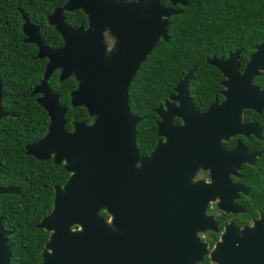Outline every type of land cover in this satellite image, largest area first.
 Returning <instances> with one entry per match:
<instances>
[{"label": "water", "instance_id": "1", "mask_svg": "<svg viewBox=\"0 0 264 264\" xmlns=\"http://www.w3.org/2000/svg\"><path fill=\"white\" fill-rule=\"evenodd\" d=\"M64 0L45 14L46 24L61 37L50 48L40 26L21 15L23 42L45 59L41 78L30 92L47 117L45 133L25 145L27 156L49 158L68 174L53 187L51 209L35 225L48 233L38 264H264V213L250 227L226 224L209 249L201 239L218 233L206 212L209 203L226 213L238 186L229 175L239 166L240 149L221 144L237 134L244 109L264 108V88L253 79L264 72V40L239 71L240 50L211 57L206 64L220 73L222 99L197 110L187 91L192 66L172 94L153 109L159 138L146 155L135 144L139 118L128 106V87L158 40L168 41L167 18L187 0ZM81 11L84 26L72 27L64 13ZM72 77L68 105L49 86ZM69 108H83L90 122L71 120ZM16 113L2 108L0 118ZM178 119L179 122H174ZM209 171V181L194 177ZM19 193L1 187L0 194ZM103 213L107 217L103 216ZM1 220V219H0ZM9 231L0 221V264H9Z\"/></svg>", "mask_w": 264, "mask_h": 264}, {"label": "trees", "instance_id": "2", "mask_svg": "<svg viewBox=\"0 0 264 264\" xmlns=\"http://www.w3.org/2000/svg\"><path fill=\"white\" fill-rule=\"evenodd\" d=\"M63 2L0 0L2 108L16 113L14 117L0 118V186L19 187V193L0 194L1 225L10 232L9 264L40 262L48 233L35 225L51 209L53 187L61 186L68 176L62 165L53 164L50 158L38 161L25 154V145L45 133L48 120L35 96L30 95L41 78L45 59H36V47L23 42L20 12L40 26L45 45L58 48L62 45L61 37L46 24L45 14ZM161 4L168 6V1L161 0ZM175 9L180 13L167 18L168 41H157L128 87L130 112L140 119L135 126V144L140 155L151 151L158 139V118L153 109L172 94L175 83L192 66L195 70L187 91L194 107L204 110L214 99H221L218 91L222 80L218 70L206 64V59L225 57L240 49L242 67L253 47L264 39V0H187L186 6L176 5ZM64 17L72 27L86 24L81 11L64 13ZM253 81L264 87V74ZM75 85L72 77L58 83L57 71L49 79L50 88L60 95L64 105H68V94ZM66 119V129L71 128V120L90 122L83 108H69ZM103 216L107 217L104 213Z\"/></svg>", "mask_w": 264, "mask_h": 264}, {"label": "flooded vegetation", "instance_id": "3", "mask_svg": "<svg viewBox=\"0 0 264 264\" xmlns=\"http://www.w3.org/2000/svg\"><path fill=\"white\" fill-rule=\"evenodd\" d=\"M254 49L249 56L254 52ZM244 65L240 67L239 60V71L243 69ZM252 82L259 86L254 81ZM239 124L241 130L221 144L225 151L231 150L236 145L240 149L237 156L240 161L239 166L235 170V174L228 176L230 184L239 187L234 199L238 212L226 213L220 210L214 202L207 205L206 212L213 217L218 230V233L207 232L201 235V239L208 244L209 249L216 242L219 233L226 224L232 223L238 228L250 227L259 215L264 213V108L259 113L252 109H244ZM194 177L208 182L209 171H199ZM210 242L211 246H209Z\"/></svg>", "mask_w": 264, "mask_h": 264}]
</instances>
